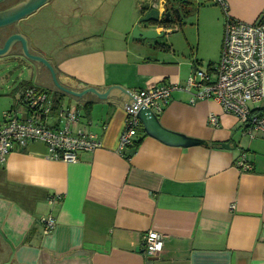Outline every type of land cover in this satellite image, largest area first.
I'll list each match as a JSON object with an SVG mask.
<instances>
[{"label":"crops","instance_id":"0c3cea01","mask_svg":"<svg viewBox=\"0 0 264 264\" xmlns=\"http://www.w3.org/2000/svg\"><path fill=\"white\" fill-rule=\"evenodd\" d=\"M190 1L197 24H204L208 35L223 43V6L218 0ZM223 1L228 15L236 19L252 23L264 16V0ZM22 3L29 0H3L0 13ZM77 3L45 0L0 27V47L11 34L22 35L31 55L47 61L58 84L68 90L91 87L104 93L118 85L135 96L154 86L180 85L183 89L173 90L162 104L160 121L208 144L168 145L142 127L138 146L120 153L127 97L118 90L107 97L91 90L68 93L55 84L42 60L25 57L30 72L25 82L52 97L61 94V105L78 113L72 131L96 134L101 147L69 163L50 159L47 146L39 141L8 156L0 167V238L7 246L2 264H264L263 134L253 139L243 134L242 122L214 100L192 103L196 90L187 79L202 65L192 47L132 37L139 19L152 7L162 14L166 0ZM149 27L164 34L175 28L156 23ZM46 42L54 46L49 54ZM156 44L169 48L157 49ZM13 45L8 54L17 46L13 54L23 55L20 41ZM250 107L264 114V98ZM211 113L219 117L217 127L208 123ZM242 155L250 171L238 167ZM53 195L60 199L50 204ZM49 214L56 227L44 234L40 220ZM148 230L164 235V249L157 257L145 254Z\"/></svg>","mask_w":264,"mask_h":264},{"label":"built area","instance_id":"2783aa9c","mask_svg":"<svg viewBox=\"0 0 264 264\" xmlns=\"http://www.w3.org/2000/svg\"><path fill=\"white\" fill-rule=\"evenodd\" d=\"M226 14L224 37L220 60L206 70L195 68L191 71L187 85L196 92L192 103L198 99H210L219 103L224 112L234 115L242 122L243 134L256 138L264 136V114L254 113L251 103L264 98V16L248 23L228 15L227 4L218 0ZM183 89L180 85L154 86L135 92L139 106H147L156 113L162 111V104L169 101L171 92ZM53 97L46 90L28 85L20 88L17 105L3 113L0 121V167L14 151L24 150L32 142H42L48 148V157L55 161L77 162L82 152L94 151L101 147L98 136L92 132H73L71 126L79 120L74 107L61 105L53 113ZM127 116L120 136L119 152L130 147L142 123L137 117V109L125 106ZM55 123H52V119ZM208 123L219 125V117L211 113ZM243 171H250L251 164L245 155L237 162ZM59 196H51L49 203L54 204ZM44 234L51 233L56 227L52 214L41 218ZM145 254L157 257L164 249V235L148 230L144 235Z\"/></svg>","mask_w":264,"mask_h":264},{"label":"water","instance_id":"95a60500","mask_svg":"<svg viewBox=\"0 0 264 264\" xmlns=\"http://www.w3.org/2000/svg\"><path fill=\"white\" fill-rule=\"evenodd\" d=\"M3 0H0V2ZM45 2V0H29V4H20L11 10H8L6 12L0 13V27L6 25V23L16 20L17 18L21 17L23 14H27L31 11H33L38 5ZM177 14L180 16V13L178 10H176ZM172 17V12L166 7H164V12L161 14L159 9L152 7L150 8L145 15H143L139 22L133 27L132 30V37L134 39H141V40H154L162 37L164 35V32H159L155 28H150L149 26L159 23L162 20H168ZM15 40H19L22 46V53L24 57L30 59V60H42V63L48 66L50 69V72L53 76L55 84L65 90L68 93L83 94L86 90H91V92L95 95H98L100 97H107L113 90H118L121 95H124L127 97V106L131 108V110L134 109V111L137 109V117L142 123L143 129L145 130V133L149 136H152L168 145L172 146H180V147H191V146H197V145H207L208 143L205 140L193 138L190 136H187L183 133H179L173 130H170L162 125L160 118L156 112L150 107L147 106H139L140 102L137 100L138 97L134 96L129 90L124 89L121 86L113 85L108 87L104 93L99 92L96 89H92L91 87H87L82 92L74 91V90H68L61 85L58 84L55 71L52 68V66L45 61L44 59L33 56L29 52L27 42L25 38L18 34L13 33L11 34L5 41L4 45L0 47V57L6 56L9 53L10 48H12L13 43ZM40 66L38 65V68ZM41 71V69L39 70ZM40 74V73H39ZM37 82H40L39 76L37 79ZM47 85V83H45ZM102 91V90H101ZM221 146L226 149H230L231 146L228 143H222Z\"/></svg>","mask_w":264,"mask_h":264},{"label":"rangeland","instance_id":"374dc122","mask_svg":"<svg viewBox=\"0 0 264 264\" xmlns=\"http://www.w3.org/2000/svg\"><path fill=\"white\" fill-rule=\"evenodd\" d=\"M74 2L78 4L79 0H74ZM197 19L196 11L193 9L188 16H183L180 21L171 26L175 27L173 31L165 33L160 38L165 40L163 41L165 43L167 40L173 41L177 48L192 47L197 56L202 59V65H198L199 68L206 70L209 62H213L214 65L219 62L222 43L219 44L218 40L215 41L211 38L208 35V28L202 23L201 25L197 24ZM45 44L44 48L49 54V51L54 48L53 43L46 42ZM29 78L28 67L19 59L16 57L0 58V121L3 119L5 111L16 108L20 87ZM6 255L7 246L0 238V264L6 259Z\"/></svg>","mask_w":264,"mask_h":264},{"label":"trees","instance_id":"16d2710c","mask_svg":"<svg viewBox=\"0 0 264 264\" xmlns=\"http://www.w3.org/2000/svg\"><path fill=\"white\" fill-rule=\"evenodd\" d=\"M166 7L172 12V17L169 18L168 20H162L159 23H156V24L162 25L166 28H171V26H173V24H176L178 21H180L183 16L184 17L188 16L190 14V12L193 9H195L194 4L190 0H166ZM145 8H147V7H145ZM176 10L179 11L180 16L177 14ZM155 48L165 50V49L169 48V45H167V44H156ZM28 85H29V82H25L21 85V87L28 86ZM61 98H62L61 94L56 92L54 97H53V99H54V101H53V113H57L58 110L60 109ZM84 107L87 111H89L91 104L87 103V104H85ZM253 112L256 113V111H253ZM140 142H141V139L136 138L134 140L133 144L130 146V148L135 149ZM213 144L214 145H220V143H216V142H214Z\"/></svg>","mask_w":264,"mask_h":264},{"label":"flooded vegetation","instance_id":"af4514ba","mask_svg":"<svg viewBox=\"0 0 264 264\" xmlns=\"http://www.w3.org/2000/svg\"><path fill=\"white\" fill-rule=\"evenodd\" d=\"M3 39V37L2 36H0V40H2ZM19 51V49L17 48V46H15L14 48H13V50H12V52L10 53V54H8V56H6V57H0L1 59H6V58H11V57H16L17 59H19L20 61H21V63H23V64H25L27 67H28V61H27V59L23 56V55H14L13 53H16V52H18Z\"/></svg>","mask_w":264,"mask_h":264}]
</instances>
